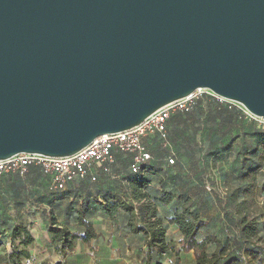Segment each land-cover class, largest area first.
Segmentation results:
<instances>
[{
    "label": "water",
    "instance_id": "1",
    "mask_svg": "<svg viewBox=\"0 0 264 264\" xmlns=\"http://www.w3.org/2000/svg\"><path fill=\"white\" fill-rule=\"evenodd\" d=\"M201 88L264 119V0H0V160L69 156Z\"/></svg>",
    "mask_w": 264,
    "mask_h": 264
},
{
    "label": "trees",
    "instance_id": "2",
    "mask_svg": "<svg viewBox=\"0 0 264 264\" xmlns=\"http://www.w3.org/2000/svg\"><path fill=\"white\" fill-rule=\"evenodd\" d=\"M165 132V140L158 133L143 138L151 158L139 172L130 170L131 154L116 148L108 172L96 166L95 180L75 177L63 189L51 188V176L41 165L28 164L23 175L11 171L23 180L35 167L51 193L66 190L73 182L111 180L114 194L106 192L94 204L86 195L77 204L83 233L48 216L49 246L58 256L55 264H67L80 241L96 236L90 216L97 210L123 228L124 235L143 240L139 264H164L170 254L190 252L194 264H264V202L259 201L264 197V128L237 105L202 93L186 112L171 113ZM168 157L174 163L169 164ZM207 157L215 161L213 165L218 158H231L230 169L219 172L224 184L235 182L224 195L217 188L218 180L210 182ZM11 191L14 195L0 194V244L8 246L0 254V264H25L33 257L34 239L21 210L10 207L17 198L26 201L28 195L18 186ZM168 224L178 228L175 241L168 240Z\"/></svg>",
    "mask_w": 264,
    "mask_h": 264
},
{
    "label": "crops",
    "instance_id": "3",
    "mask_svg": "<svg viewBox=\"0 0 264 264\" xmlns=\"http://www.w3.org/2000/svg\"><path fill=\"white\" fill-rule=\"evenodd\" d=\"M117 168L119 167L117 166ZM15 186H18L21 192H25L28 198L26 201L17 198V202L13 203L10 208L21 210V215H26V224L33 222L36 218L39 219V226L42 229V233L44 232L40 243V252L47 253L50 258L53 256L55 262L58 256L52 253L49 246L50 238L47 231L48 216L52 215L55 222L59 225H66L70 229H77L80 233H83L84 228L80 227L77 223V204L83 202L86 195H88L90 202L94 204V201H97V198L100 201L106 192L114 194L115 191L111 180L106 179L99 181L97 184L89 183L86 180L73 182L67 185L66 190H56L51 193L47 191L43 175L35 167L30 168L23 180H19L13 172L0 174V194L8 193L9 195H14L11 190ZM35 198L37 200L33 202ZM100 211L102 210H97L90 216L96 236L88 242L80 241L76 250L66 259V263L139 264L143 240L137 235H124L123 228L113 225ZM29 228L36 244L32 228ZM169 231L172 235L169 234ZM166 235L169 241H175L179 237L178 228L175 225L168 224ZM50 258L44 257L37 264H55ZM166 261L168 264H175L176 262L194 264V256L192 252L186 254L180 253L179 256L170 254L164 260V262Z\"/></svg>",
    "mask_w": 264,
    "mask_h": 264
},
{
    "label": "built area",
    "instance_id": "4",
    "mask_svg": "<svg viewBox=\"0 0 264 264\" xmlns=\"http://www.w3.org/2000/svg\"><path fill=\"white\" fill-rule=\"evenodd\" d=\"M203 89V88H201ZM200 89V90H201ZM197 90L184 98L175 100L171 104L156 109L148 115L142 123L124 131L102 134L84 146L74 154L64 157H49L42 154L18 153L10 158L0 160V173L18 172L23 175L27 171L28 164L41 165L44 173L49 174L52 179V189H63L67 183L75 177L88 176L95 180L94 167L103 166L108 172V163L113 161L112 151L116 148L119 151L131 154L130 170L139 172L145 161L151 158V153L143 146V138L154 133L160 134L166 139L165 124L171 113L176 111L186 112L194 104ZM207 90V89H203ZM210 95H214L210 90ZM219 99L223 100L221 97ZM251 115V114H249ZM253 118H257L251 115ZM173 157H168L169 164L174 163Z\"/></svg>",
    "mask_w": 264,
    "mask_h": 264
},
{
    "label": "rangeland",
    "instance_id": "5",
    "mask_svg": "<svg viewBox=\"0 0 264 264\" xmlns=\"http://www.w3.org/2000/svg\"><path fill=\"white\" fill-rule=\"evenodd\" d=\"M202 93H207L208 95H210L209 91L201 89L200 91L197 92L194 100L197 99ZM205 101H209V100L205 98ZM228 102H231V103L237 105L240 109L243 110L244 114H247V116H249L248 115L249 113L246 110H244L242 105H240V104H238V103H236L234 101H228ZM255 119H257L258 126L261 127V128H264V119H262V118H255ZM205 134H204V132L202 133V135H205ZM206 156H208V155H206ZM217 157H221V155H219ZM207 158L210 159L209 157H207ZM211 160H213V159L211 158L210 160H208L210 162H207V165H206L208 167V171H209L208 174L210 175V182L213 181V180L214 181L218 180L219 186L217 188L219 189L221 195H224L225 192H226L225 188L234 186L235 182L232 181L230 183H225L224 184L223 180H221L223 177H222V175H220L219 172H221L222 170L226 171V170L230 169L229 166L231 164V158H226V159L218 158L217 162H216L217 165H213L212 163H214L215 161L214 160L211 161ZM190 172L193 173V171H190ZM210 191H212V190L210 189ZM259 201L260 202H264V197L260 198ZM25 216L26 215L22 214L21 215V219L26 224L27 221H26ZM28 224H29V227L32 228V233H33V235H34V237L36 239V244L34 243V246H33L32 250H31V252L33 253L32 259L30 261H28V263H25V264H37L40 259H42L44 257H48V258H50V257L48 256L47 253L44 254V252H42V253L40 252L41 251L40 243H41V241L43 239L44 232L42 233V229L39 226L40 225L39 224V219L36 218V219H34L33 222H30ZM169 234L172 235V233L170 231H169ZM6 247H7V245L3 246L2 244H0V254H3L6 251ZM50 259H52V262H55V258L53 256ZM164 264H168V262L166 261V262H164ZM175 264H181V263L176 262ZM185 264H190V263L186 262Z\"/></svg>",
    "mask_w": 264,
    "mask_h": 264
}]
</instances>
